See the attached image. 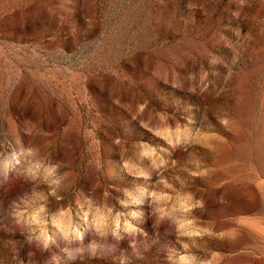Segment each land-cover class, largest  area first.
I'll return each instance as SVG.
<instances>
[{
    "label": "rangeland",
    "instance_id": "rangeland-1",
    "mask_svg": "<svg viewBox=\"0 0 264 264\" xmlns=\"http://www.w3.org/2000/svg\"><path fill=\"white\" fill-rule=\"evenodd\" d=\"M0 264H264V0H0Z\"/></svg>",
    "mask_w": 264,
    "mask_h": 264
}]
</instances>
